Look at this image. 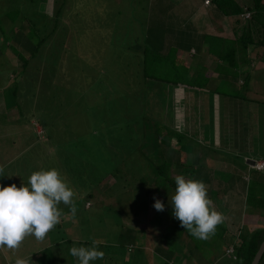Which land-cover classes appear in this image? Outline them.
Wrapping results in <instances>:
<instances>
[{
  "label": "rangeland",
  "instance_id": "1",
  "mask_svg": "<svg viewBox=\"0 0 264 264\" xmlns=\"http://www.w3.org/2000/svg\"><path fill=\"white\" fill-rule=\"evenodd\" d=\"M87 1L88 0H84L83 3H79L82 6V9L80 10L78 16L81 17L72 18V24L81 25L82 22L85 24L84 19L85 21L95 19L96 22H103L104 18H106L104 15H102L101 9L104 8L105 5H108V3H110L112 0H105L104 2L103 0H89L88 4ZM68 2L73 4V1L71 0ZM11 4L15 6L22 4V6L29 7V10L35 9L37 10L35 15H38L42 6L48 9V11L50 10L51 1L43 3L42 0H12ZM7 7H10L9 2L4 1L2 3L0 0V9L2 10ZM129 11L130 10H127V12H121V15L119 16L122 17V13L123 16H125L130 13ZM207 13L211 15V20L218 21L212 16L211 9H208ZM227 17H231L233 19L232 15ZM82 18L84 19L82 20ZM231 18L229 21L232 20ZM244 19V17H240L239 25L245 23ZM126 22H128V20H126ZM0 24L3 28H5L6 24L7 26L11 25V23L6 19H0ZM14 24L17 26V28H20V30L22 29L19 22L15 21ZM121 27V29L116 28L119 32L118 38L114 39L112 36L106 38L107 41H104L108 46L106 49L97 50L95 54L85 52L89 54L87 59H74V62L64 65V70L67 74H69V76H67L65 79V83L68 87H61V83L59 81L57 91L61 94L60 96L52 94V90L49 88L44 92V96L48 95L49 98H54L55 95L56 99H54V101L57 103L61 101L64 105L57 109L53 108L51 110L50 106L45 104L48 102V99L44 98V100H41V102L45 104V107L43 109L44 113L40 114V117L48 119L52 132L48 131L46 134H41L40 126L37 125L34 120H31L34 125L32 131L37 134L38 140H33L30 136H27L24 140V137L20 131L16 132L17 129L12 130L13 128H10L9 126L7 127V125L3 124L2 122V118H8L6 111L8 109L7 105L10 104V100L14 99L13 92L10 89H5L4 86L12 83L15 75L18 77L21 68L18 67L20 63H17V61L16 65L11 62L5 50L0 51V89L2 87L4 88H2L0 91V166H4L3 173L0 174L3 175L0 176V186H9L11 184H16L18 188L23 184L28 186L29 176L33 172L55 168L59 170L63 177L66 178L69 187H71L74 192L76 189V192L81 195L80 197L75 196L74 198L78 209L75 217L72 216L68 206L60 204L59 208L63 213L60 218L61 226H56L46 235L43 240H37L35 236H28L18 249H7L6 247L0 248V264H15L17 258L27 259L29 257H31L30 264H34V258L39 254H36V252L41 251L43 248H47L45 253L51 256L48 261L53 259V254L55 259H57L50 264H69V260L73 261L74 259L78 262L76 258H70L66 254L67 250L65 249L68 244L65 242L66 240L63 241L62 238L71 240L69 241V243H71L70 248L81 246L90 247L92 246L93 241H95L97 249L103 251L105 256L103 259H98L92 262L93 264H232L233 261H231L232 258L229 254V244L232 239L230 238V235L228 237L222 238L219 234L218 226L215 235L212 236L211 239L201 240L195 238L190 234L189 231L182 228L180 222L174 218L173 214H170V216H164L167 221L160 219L159 214H169V208L171 209L172 206L170 201H166V203H164V211H157L153 207L155 203L154 197L163 202V200L169 196L168 192L170 190L167 191L166 188H169L170 186L160 185L155 188V183L152 177H149V180L145 186V188L151 190V192L148 193V198L146 199L145 195L139 193V199L137 202L144 203V199L146 202L143 205H138L139 213L135 214V216H133L132 206L130 205L131 200L136 197L137 193L135 194V192H129L128 194L120 196V198L123 197L126 202V204L123 206L120 200L117 201V198H114L115 201L106 200L109 198L108 196L112 194L110 189L111 186L104 188L102 185L99 187L93 185L90 187L92 198L83 203L85 198L82 194L86 190V186H89V183L86 179H84L83 173L76 175L77 171H74L73 175L69 172V169L67 170L65 159L70 156L71 152L63 149L60 146L66 145L67 140L79 135L83 137V139L90 145L89 153L92 157L91 161H95L98 158V161L101 162V160L104 159L108 161V167L110 168L111 165L114 166L116 163H119L125 155H128V162L131 163L130 166L133 170L139 169L138 167H135L138 165L137 163L140 164L139 166H144L145 164L146 169L149 170L148 166L142 159L138 148H142L139 145L141 140L144 139V135L140 132L141 127V129H145L146 135L150 138H153V132L157 129L160 131L159 134L162 133V126L159 124H156V129H153V126L156 123H154V120L163 123L169 128L172 127L173 129H168L170 133L177 132L182 135H187L185 142L188 144H191L190 139H193V145L196 149L193 153L201 157L199 165L204 169L202 172L200 169L191 170L190 174L193 178H199L201 181H203V178L207 179V182H210V185L213 186L210 187V189L215 188L213 194H211V196L214 198V200L212 199L214 202V207L217 211L225 216L226 221L224 220V223H226L225 225L230 231L237 232V229L241 227L242 222L254 225L256 222H258V220H260L259 223H264V207H253V200L249 201L247 199V202L244 201L242 203L244 207L243 211H239L238 207H236L238 201L236 199L240 196V193L243 190V187H241L243 183L246 185L244 188L245 192L247 188L246 193L249 195L247 197L254 196L258 189H261V191L264 192V171H257L254 169H249L248 167L246 168L244 164V155L240 152H220L205 148L207 147L206 143H213L214 132H216L217 141H225V134L228 131L229 125L234 126L237 123L236 121H239L241 126L244 128H246V123L249 124V134H245L244 130L234 131L232 133L230 132L229 138H231L233 141L239 140L237 145L241 148H250L254 153L255 160H264V124L262 121H260L262 114H258L260 118L259 120L257 117L254 122H250L249 120V118H252L253 114H255L254 110L258 111L263 109L261 106V101L264 100V47L262 48L263 55H256L254 64H251L250 62L248 65L249 69H247V64L245 63L243 64L244 66L242 65V67H240L241 70L234 68V71L232 69L231 72L226 71L229 73V75H237V77L241 79H243V74L244 76L248 75L245 79V82L249 88L251 87L254 89V93H251V96L252 98L253 95L257 96L258 98L255 99L257 102L250 101V99L248 101L243 98H238L236 96L238 93L240 95H242L241 93H244L240 90V86L237 88L232 87L231 91L226 88L224 90L225 98L231 102L229 96L232 92H234L233 98H235L236 103L234 105L229 104L226 108V113L223 109H220L218 112L212 111L211 115H216L215 119L208 118V116L204 119V115H199L200 118L195 117L196 120L194 121V128L201 125L202 137L198 134V136L194 137L196 134L192 135L190 133L191 128L193 127L192 118L193 115L197 113V110L200 114H203V106L201 108L200 103L196 99H193L194 95L187 99V104L183 102V99L181 100V97H176L177 92H183V90H181L179 87L180 85L185 86L186 89L184 90L186 91L191 85L195 84V82L201 84V82L198 80L199 78H197V75L200 74L199 72L196 71L195 73H192L186 69L184 73L181 74V69L184 66L183 61L186 62V57L184 55L185 52L180 54H176L175 52L178 53L182 50V48L178 45L183 46L186 45V43L183 40L182 42L174 43H172L173 40L169 41V43H172L173 45H170L171 49L173 51L175 50L172 55H174L177 60V69H179L180 74L176 76L167 74L168 79L164 81L166 83L174 82L175 86L170 84H165L166 86L163 87L155 86L152 88V90H148L144 94L143 91L141 93V90L139 89L140 87L134 91L131 90V87H129L130 82L137 81L136 78L131 79V76L129 75L131 72L134 74L135 71L129 70L128 72L123 73L122 70L124 68H130L132 66V62L135 59L133 55H135L134 53L136 51L132 46L129 47V45L138 44L139 46H142L144 42L151 46L154 44V42L151 41L152 34H156V32L150 33L147 30L145 32L146 27L141 28L139 25L130 22L128 27L125 24H121ZM175 27L179 28V23H177ZM98 28L101 29V26ZM165 28L171 30L168 33H171V35L173 34V29H171L170 26ZM125 31H128V34H125ZM209 31L206 29V32ZM201 33L202 32L197 31L195 34L201 35ZM21 34L25 35L26 32L22 31ZM72 35L74 36V33ZM51 40L54 41L56 38ZM97 41L101 45L104 43L102 42L103 40L97 39ZM224 42L225 40H222L220 43L219 41L216 42L215 44H217L220 50H218V52H213L210 48L209 53L212 52V54L215 56H219L221 50L224 49ZM146 44L145 46H149ZM167 47L168 45L166 48ZM84 51H90L88 42L86 41ZM206 53L207 49H205L204 52L199 56H194L193 67L191 70L194 68H199V66H197L198 60L200 59L199 57H206ZM116 55H118L117 59ZM96 56L98 59L100 56L105 58L106 64L104 67V72L105 74H110V78L105 75L101 76V74H95V71L90 69V61H88V59L95 61L98 63V66H100L98 60H94ZM209 56L210 58L212 57L211 54ZM12 59L13 61L15 60V58ZM123 60L130 62V64L127 66L126 62ZM116 64L122 65L118 67ZM165 65L166 63L163 59L154 66H159V68L162 70V73L165 74L169 71L168 69H165ZM77 66H84L83 68L85 73H79L77 68H75ZM135 66H132L133 69ZM225 66L229 67L230 65L226 64ZM137 75L140 77L139 71L137 72ZM217 76L218 75L216 74V77ZM87 78L88 82L86 81ZM98 78H102L105 84L109 80V86H112L113 88L111 87V89H109L107 85L106 89L111 91L106 90L107 92H102V88L100 87L101 84L97 83ZM213 81L214 83L210 80H206V83H203L204 88L206 87L203 89V91L208 90L211 93L217 91L216 87L220 86L219 84L222 82V79L217 78L213 79ZM208 84L214 88L213 92L211 91L210 87H208ZM221 89L222 88L219 87L218 91ZM246 94L249 97L248 92ZM125 95L129 96V99L126 98V102H130L132 104L133 108L135 109V113L130 116H122L119 114V116H115L116 118H112V121H100V117H104L102 103L107 102L111 97V101L116 104L120 102L122 98L125 97ZM210 97L212 99L213 94H210ZM16 98L19 99L18 93L16 94ZM199 98L200 97L198 96V99ZM32 100L34 101V104H36L35 99L33 98L29 100L28 105L31 104ZM205 100H208L207 95L205 96ZM257 105L258 109L255 107ZM197 107L200 108V110ZM37 115L38 114L33 117L37 118ZM142 116L144 117L142 118ZM97 117L98 119L96 120ZM92 119L93 122L99 124L100 126V129L95 130L94 133L97 134L100 132L104 146H101L99 141L97 142L96 139H93L87 135V128ZM127 120H129V127L126 129L124 126L127 125ZM68 123H71L70 126ZM74 123L77 124L74 126ZM183 124H185V128L187 130L185 128L184 130L180 129L183 128ZM65 125L68 127H64ZM214 125L217 127L216 130H214ZM221 125L228 126L224 130ZM194 128L192 129L193 132L195 131ZM189 129L190 131H188ZM63 130L66 134H68L65 139H63L64 135H60ZM74 133L76 135L71 136V134ZM163 133H165L164 130ZM209 134L212 135V137H209ZM221 135L224 137V139L221 137ZM43 137L48 138V142L53 144L45 146L43 143H39V140H43ZM199 137L204 138L206 142L201 139L200 142H197L196 139ZM123 138L124 141L115 140ZM166 138L170 140V144L174 143L173 137H169L166 134L164 140H166ZM11 139L12 141H10ZM56 139L61 140L59 141V144L57 141L54 142ZM164 140H161L160 142L156 140L159 144L155 140H152L149 142L148 147H143V149H140V151L146 152L148 154L152 150L155 151L159 148V150L163 153L162 155L164 160H166L168 166H170V172L172 173L170 175L172 176L175 168H173V162L169 160V154L172 155L170 159L174 161L175 157L177 156V151ZM27 142H30V145L28 147H24V144ZM119 143H124L125 146L120 145ZM183 144L184 143L181 142L179 145L182 151V153L179 154L181 156L186 154L189 158L191 154L184 152L185 150L182 146ZM194 147L190 146L191 149ZM210 150L214 152H210ZM79 151L81 153L87 152L84 148L79 149ZM206 156L210 157L206 158ZM78 158L84 159L80 157ZM153 160H157L156 156L153 158ZM222 160H230L232 162L231 164V162L228 161V163H230L229 167L231 168V172L228 171V167H225L226 164L221 162ZM211 166H213V168ZM216 166H220V168H216ZM235 168L238 171L236 173L234 172ZM243 169L246 170V174L241 173ZM113 179V176L110 177V175H106V177H104L105 182H107L109 185ZM214 180H217L216 184L213 183ZM205 185L208 186V184ZM76 186L78 187L76 188ZM229 189L231 192H227ZM245 197L246 196H244V199ZM231 205H235L237 210L228 208ZM228 209L231 211V213L227 212ZM157 212H159V214ZM259 214L262 215V219H260ZM153 216H155L154 222L152 220ZM169 217L174 219L171 220ZM243 217L245 218L243 219ZM67 219L69 220L67 221ZM150 219L152 222H149ZM229 219L230 221L227 222ZM130 226L137 228L133 230V233L136 234V237L133 241V247L130 248V250H126L122 246V241L125 237V231ZM56 240H61V242L57 246H53L54 241ZM153 248L156 250H153ZM121 250H123V253ZM114 258L118 259L117 263H115Z\"/></svg>",
  "mask_w": 264,
  "mask_h": 264
},
{
  "label": "trees",
  "instance_id": "2",
  "mask_svg": "<svg viewBox=\"0 0 264 264\" xmlns=\"http://www.w3.org/2000/svg\"><path fill=\"white\" fill-rule=\"evenodd\" d=\"M2 3L4 1H8L10 4V7L0 9V19H6L11 23V25L5 26L3 28L0 24V51L5 50L7 52V55L11 62L16 65L17 63H20L18 67H20V73L18 74V77L15 75L12 83H9V85H5L4 88L10 89L14 94V99L10 100V104L7 105L8 109L7 115L8 118H2L3 124L9 126L10 128H13L12 130H16V132H21L22 136L24 137V140L27 136L32 137L33 140H38L37 134H35L33 130V123L31 120H34L37 125L41 128V134L47 133L48 131L52 132L50 122H48V119H44L43 117H40V114H43L45 104H48L51 108V110L57 109L59 107H62L64 105L60 100L59 103L55 102L54 99L55 95L60 96L61 94L58 93L57 87L58 83L60 81L61 87L66 88L68 87L65 83V79L69 74L66 73L64 70V65L67 63L74 62V59L84 60L89 57V54L85 52L90 53H96L97 50H103L108 47L104 41H107L106 38L109 36L112 38H118V29H121V24H125L127 27L130 23H135L139 25L141 28H145L150 33L156 32V34H152L151 41L154 42L151 46L149 44H146L143 42L142 46H139L138 44H131L129 47H133L135 49V55L134 61L132 62V66L130 68H124L122 70L123 73L128 72L129 70H134V74L131 72L129 75L130 78H136L137 81L130 82L129 87H131V90H136L138 87L141 90V93L145 94L146 91L152 90L153 87H163L166 86L165 84L174 85V82H165L164 80H167V74H170L171 76H176L180 74L179 69H177L178 64L176 63V58L172 53L175 52L171 49V44L169 43V39L166 40L163 36H165V29L162 28L159 24L162 25L161 21L163 20V15L160 16V13L163 5L159 0H112L108 5H105L104 8H102L101 12L102 15H104L106 18H104L103 22H96L95 19L87 20L85 21V24L82 22L81 25H74L72 24V18H79L81 16H78L80 13V10L82 9V6L79 3H83L84 0H71L73 1V4L69 3L70 0H42L43 3L50 2L51 6L50 10L44 8V6L41 7V11L38 15H35L36 11L35 9H31L27 6H22V4H19V6H15L12 3V0H1ZM15 1V0H14ZM20 1V0H18ZM89 1V0H88ZM87 1V4H88ZM102 1V0H100ZM105 0H103L104 2ZM203 1V0H202ZM208 2L213 5L214 9L217 10L220 14L224 16H233V29H237L234 31V38L232 42L230 43V40H226L224 43L227 45V48L221 50V53L219 56V62L216 64V68H221L224 65H230L232 67V70L235 69L241 70L240 67H242L243 64H247V69H249L248 65L252 61L249 57H254L256 55H263L262 54V48L264 47V0H247L245 2L244 7H242L241 4L237 3L236 0H208ZM127 10H130L129 14L122 17L121 12H127ZM248 11V17L245 18V23L239 25L240 23V16L238 15L242 13L243 11ZM159 13V14H157ZM21 14V16H20ZM128 20V22H126ZM17 21L21 24V30L20 28H17V26L14 24V22ZM157 21V22H156ZM121 23V24H120ZM101 26V29L98 27ZM118 28V29H116ZM22 31L26 32L25 35H22ZM74 33V36L72 35ZM125 34H128V31H125ZM149 35V34H148ZM147 35V36H148ZM87 36V37H85ZM205 36V35H204ZM56 38V40H51L53 38ZM85 37V38H84ZM210 38L211 40L208 43V48L214 52L220 50V48L215 44L219 41L222 42V40L218 38H212L211 36H205ZM204 37V38H205ZM84 38V39H83ZM96 38V39H95ZM98 40H103V45L98 43ZM50 41V42H48ZM85 41L88 42V46L90 51H84ZM149 45V46H145ZM168 47L166 48V46ZM110 47V46H109ZM43 48V51H42ZM165 48V49H163ZM209 52V50H208ZM211 52V51H210ZM212 53V52H211ZM138 54V55H136ZM118 55H116L117 59ZM12 58H15V62ZM115 59V60H116ZM165 60L166 65L164 66L165 69H168L169 71L165 74L162 73V70L159 68V66L155 67L157 63L161 60ZM94 60H98L100 63V66H98V63L95 61H90V69L92 71H95V74H101L108 76L110 78V74H105L104 67H105V58L103 56L98 57L96 56ZM238 60V61H237ZM126 62V65L128 66L130 62H127L126 60H123ZM173 61V62H172ZM116 62V61H114ZM115 65V64H113ZM118 67L122 64H116ZM186 66V65H185ZM244 66V65H243ZM84 67V66H83ZM82 66H77V70L79 73L84 74V68ZM183 68H185L183 66ZM181 69V74L184 73L185 69ZM244 68V67H243ZM136 69V70H135ZM140 69V70H139ZM177 69V70H176ZM218 69L216 71H218ZM140 72V77H138L137 72ZM215 71V72H216ZM121 73V72H120ZM120 75V74H119ZM192 76V75H190ZM236 78L237 75H235ZM248 75L243 74V79L239 78L240 82H242V86L240 89H244L246 86V78ZM198 80L201 82V84H198V82H195V84L191 85L190 87H197L199 85L204 88V76L202 73L197 75ZM103 79L98 78L97 83L101 84L100 87L102 88V92L111 91L106 89V86L108 85L109 89L111 87L109 86V80L105 84ZM111 80V79H110ZM88 82V78L86 79ZM203 84V85H202ZM196 85V86H195ZM238 86L234 85L233 87ZM3 88V87H2ZM1 88V89H2ZM3 88V89H4ZM52 90V94L54 95V98H49L48 95L44 96V92L47 91V89ZM113 88V87H112ZM0 89V91H1ZM107 90V91H106ZM3 91V90H2ZM2 93V92H1ZM4 93V91H3ZM19 94V99L16 98V94ZM8 96V95H7ZM35 99L36 104H34V101H31V104H29V100ZM48 99V102L43 104L41 100ZM126 98L129 99L128 95H125L124 98L118 103H113L111 101V97L108 99L107 102L102 103V111L103 116L100 117V121H112V118H116L115 116H119L121 114L122 116H130L135 113V109L133 108L132 104L130 102H126ZM1 99V98H0ZM134 99V98H133ZM135 101V100H134ZM1 105V104H0ZM120 109V110H119ZM210 108H205L204 112L208 111ZM263 109H264V101H263ZM37 115V118H34L33 116ZM212 112L210 111V115ZM173 116V115H172ZM144 116H142L143 118ZM43 118V119H42ZM98 117L96 118V120ZM126 129L129 127V120H127ZM156 122V123H155ZM154 128L156 129V124H159L162 126L161 132L159 134V130H155L153 132V138H150L146 135L145 129L140 128V132L144 135V139L140 142V147L138 148L139 153L148 166L149 170L146 169V166H139L140 164L135 167H138L139 169H132L130 166L131 163L128 162V155H125L124 158L119 162L116 163L114 166L111 165V167H108V161L101 160V162L98 161V158L95 161H91L92 157L89 153V143H87L83 137L76 136L71 138L70 140H67V144L60 146L63 149L70 151V156H68L65 159V165L67 166V170L69 169V172L74 175V171H77L76 175H80L83 173L84 179H86L89 183V186H86V190L83 192V197L85 198V202L88 201V199L92 198V192L90 190V187L95 185L99 187L102 185L104 188L111 186L112 194L108 196L106 200H114V198H117V201H121L122 205L124 206L126 204L125 199L123 197L120 198V196L124 194H128L129 192H135L136 197L131 200V206L133 211V216L135 214L139 213V206L143 205L146 200L144 199V203H138L139 199V193H142L145 195V198L147 199L148 193L151 192V190H148V188H145L149 177H152L155 185L154 187L157 188L160 185H168L170 188H166L167 190H170L172 193L169 196H167L163 200V204L166 203V201H170L172 195L175 192L176 184H175V177L178 175H182L188 179H192V175L190 174L191 170L195 169V166L198 165L196 161H200L201 157L197 154H194L193 152L196 150L193 145V139L191 140V144H188L185 142V138H187V135H182L180 133L174 132L170 133L168 129H173L172 127L169 128L168 126H165L163 123L154 120ZM69 126L71 123H68ZM73 124V123H72ZM77 123H74V126ZM211 125V124H210ZM68 127V126H64ZM214 127V126H213ZM133 128V127H132ZM88 136H90L93 139H96V141L100 143L101 146H104L103 139L100 135V132L97 134L94 133L95 130H99L100 126L99 124H96L92 121L88 125ZM163 130L165 133H163ZM64 135L65 139L68 134L63 132L60 133V135ZM164 134V135H163ZM168 135L169 137L174 138V143L170 144L169 139H165V135ZM72 135H76L71 134ZM48 137V136H47ZM212 137V136H210ZM223 139L224 137L221 136ZM62 139V140H63ZM15 140V139H14ZM13 140V141H14ZM118 141H124L123 139H115ZM152 140H157L160 142L161 140H164L166 143L171 145L174 149L177 151V156L175 157L174 161L170 159L172 155L169 154V160L173 162V168H175V171L173 175L170 172V166H168V163L163 158L162 151L156 149L155 151L152 150L150 153L141 152L140 149H143V147H148V144ZM12 141V139L10 140ZM58 142L61 140L56 139L54 142ZM156 141V142H157ZM157 142V143H158ZM184 143L182 146L184 147L185 153H190V160L187 157V155L183 154L181 156L179 153H182L181 148L179 147L180 143ZM217 142V139L213 140V143H210V145H207V149H212L215 151H227L218 149L212 145H214ZM220 144H224L225 141H218ZM39 143H43V145H52L53 143L48 142V138H44L43 140H39ZM196 143V141H195ZM120 145L125 146L124 143H119ZM159 144V143H158ZM30 142H27L24 144L25 146H29ZM190 146H193L194 148H190ZM212 146V147H211ZM86 149L87 152L81 153L79 149ZM210 150V152H214ZM128 153V152H127ZM216 153V152H215ZM217 154V153H216ZM84 158V159H79ZM156 156L157 160H153V158ZM210 156H206V158H209ZM185 161H189L186 163ZM183 162V164H181ZM183 165V166H181ZM181 166V168H177ZM199 166V165H198ZM208 167V166H207ZM0 168H4L3 165L0 166ZM220 168V167H219ZM203 171L204 168L200 167ZM209 169V168H208ZM207 170V169H206ZM149 171V172H148ZM149 174V175H148ZM75 175V176H76ZM106 175L113 176V181L109 185L107 182H105L104 177ZM170 175V176H169ZM83 179V180H84ZM82 180V179H81ZM193 180V179H192ZM78 186H76L77 188ZM210 191V189H208ZM76 197H80L76 192ZM209 194V193H208ZM213 193H210L211 195ZM208 195V196H209ZM170 197V198H169ZM120 198V199H119ZM248 200H253L254 205L253 207H264V192L261 191V189L257 190L256 195L248 197ZM115 201V200H114ZM133 201V204H132ZM129 205V204H127ZM141 211V210H140ZM173 208H169L168 213L160 215L159 212H157L160 216V219L163 221H167V219L164 218L165 215L170 216L172 214ZM132 215V214H130ZM260 219H262V215H260ZM155 216L152 217L153 222ZM65 219V218H64ZM159 219V218H158ZM169 219L173 220L174 218L169 217ZM69 219H67L68 221ZM161 220V221H162ZM157 221V220H156ZM255 226H251L247 224V227L243 229V226L239 227L237 229V232H232L227 228L225 225L226 223H222L218 225V231L222 238L228 237L230 235V238L232 241L229 244L230 248V255H231V261L232 264H249L259 243L264 238V223H259ZM149 222H152L151 219ZM73 224V222H72ZM58 227L61 226L59 223L57 225ZM127 227V226H125ZM137 228H134V226H130L125 231V237L122 241V246L126 250H130V246L133 245V241L136 237L135 233H132V230H135ZM231 233V234H229ZM127 239V240H125ZM63 241L67 242L68 246L65 250L66 254L72 258L70 255V245L69 241L70 239H64ZM61 242L56 240L54 241L53 246H57ZM47 248H43L41 251L36 252L39 253L34 258V264H50L53 261H56L55 256L53 254V259L48 261L51 257L49 254H46ZM123 253V250H121ZM34 255V254H33ZM115 259V258H114ZM118 262V259H115V263ZM93 264L92 262H90ZM55 264V263H54ZM69 264H78L75 259L73 261L69 260ZM257 264H264V250L262 251Z\"/></svg>",
  "mask_w": 264,
  "mask_h": 264
},
{
  "label": "clouds",
  "instance_id": "3",
  "mask_svg": "<svg viewBox=\"0 0 264 264\" xmlns=\"http://www.w3.org/2000/svg\"><path fill=\"white\" fill-rule=\"evenodd\" d=\"M256 161L264 163L262 159L247 157L248 168L264 171V168H256ZM2 173L3 168H0ZM174 179L176 188L170 199L174 218L195 238L211 239L217 226L226 218L214 207L207 186L203 181L186 180L182 175ZM75 196L66 178L55 168L33 172L29 176L28 186H0V248L18 249L28 236L43 240L60 223L63 214L60 204L68 206L72 216H76ZM154 200L153 207L157 211H164L163 202L155 197ZM69 252L78 260V264H90L105 256L103 251L97 249L95 241L90 247H72ZM30 262L31 257L17 258L15 264Z\"/></svg>",
  "mask_w": 264,
  "mask_h": 264
},
{
  "label": "crops",
  "instance_id": "4",
  "mask_svg": "<svg viewBox=\"0 0 264 264\" xmlns=\"http://www.w3.org/2000/svg\"><path fill=\"white\" fill-rule=\"evenodd\" d=\"M159 1L163 5V8H162L161 12H159L160 16L163 15V18H162L163 20L161 21L162 25L159 24L162 28L165 29V34H164L165 36H163V37L166 40H168V39L169 40H173L172 43H174V42H182V40L186 43V45H183V46L182 45H178L179 47L182 48V50L180 52H178V53L175 52L176 54H180V53H183V52L186 53V54L184 53V55L186 57V62L183 61L184 66L186 65L185 68L189 72H192V73H195L196 71L199 72V73H202V75L204 76V81L205 80H210V81H212L214 83L213 79H217V78H221L222 79V82L221 83L219 82L220 83L219 87L222 88V89L219 90V91H218L219 87H216L217 91L213 92L214 88L211 87V85L208 84V87H210V89H211V91L213 93H211L208 90L207 91H203V89H205L206 87L202 88V86L199 87V85L197 87H189V89H187L185 91L184 90V89H186L185 86L179 84L180 85L179 87L181 88V90H183V92H181V93L177 92L176 93V97L177 98L181 97V100L183 99V102H185L187 104V99H189L190 97H192V95H194L193 99H196L200 103L201 108L203 106V111L201 110L203 114H200L198 112V110H197V113L195 115H193V118H192L193 127L191 128V131H190V129L188 130V131H190V133L192 135L196 134L194 137H196L198 135H201V137H202L201 125L194 128V121L196 120L195 117L200 118L201 115H204V119L207 116H208V118H214L215 119L216 115H210V111L211 112L212 111H214V112L217 111L218 112V111H220V109H223L224 112H225L226 108H227V106L229 104L234 105L236 103L235 98H233L234 92H232L230 94V96H229V99H231V102H230V100L225 98L224 90L226 88H228L231 91V89H232V87L234 85H238V86H235V88H237L239 86L240 87L242 86L241 85L242 82H240L239 78H236V76H234V75H229V73L226 72V71L231 72L232 67H230V66L227 67V66L224 65L223 67H221L219 69L216 68V64L217 63H221V62H219V58L217 56H215L214 54L208 52V50H209L208 43H210L209 41L211 39L208 38V37H205V36H211L212 38H218L220 40H225V41L231 39V41H230V43H231L233 38H234V35H233L234 31L237 30V29H233L234 23L232 22V20L229 21V19L231 17L224 16V15L220 14L219 12H217V10L214 9V7L211 4V2L208 3V4H203L202 0H159ZM236 1H237V3L241 4L242 7H244L245 2L247 0H236ZM208 9L212 10V16L214 17L215 20H218V21L211 20V15L209 13H207ZM245 12H247V14H249L248 11L244 10L242 13L239 14V15H241L240 17L247 18L248 15L247 16L243 15ZM159 13H157V14H159ZM239 15H238V17H239ZM177 23H179V25H180L179 28L175 27V25ZM167 26H170L171 29H173V34L172 35H171V33H168L171 30H168V28L167 29L165 28ZM206 29L208 31L209 30L212 31L213 33L210 32V31L206 32ZM202 30H204V31H202ZM197 31L202 32L201 35H196L195 33ZM172 43H171V45H172ZM224 48L226 50V48H227L226 44H225ZM205 49H207L206 57H199L200 59L198 60V65H197V66H199V68H194L193 70H191L192 67H193V58H194V56H199L200 54H202L204 52ZM210 54L212 56L211 58L209 56ZM249 58H251V60H252L251 64H254L256 56H254V57L251 56ZM217 69H218V71H216ZM216 74L218 75L217 77H216ZM204 83H206V81ZM240 90L242 92H244V93H241L242 95H240L238 93V95H236L238 98H241V99L243 98V99H246L248 101L250 99V101L257 102L255 99L258 98V97L253 95V98H252V96H251V93H254V89L253 88H251V87L249 88V86L246 84L245 88L244 89L241 88ZM247 92L249 94V97L246 94ZM210 94H213L212 99L210 97ZM206 95L208 96V100H205V96ZM198 96L200 97L199 99H198ZM263 101L264 100L261 101V106L262 107H263ZM221 104H222V107H221ZM255 107L258 109V105L255 106ZM205 108L206 109L210 108V109H208V111L204 112ZM198 109L200 110V108H198ZM254 113L255 114H253V117L249 118L250 122H254V120H256V117L259 120L260 118H259L258 114H262V116H261L262 118L260 119V121H262L263 124H264V109L258 110V111L254 110ZM185 120H186V117H185ZM239 120H243V119H239ZM236 122L237 123L234 126H230L229 125L228 131L225 134V143L222 145V144H220L217 141L212 146H214V147H216L218 149H222V150L224 149V150H227V151L240 152L241 154L244 155V158H245L244 164H245V167L247 168L248 165L246 163V158L247 157H251V156L254 158V153L251 151L250 148H241V147H239L237 145L239 140L238 141H235V140L233 141L231 138H229L230 137L229 134H230V132L232 133L234 131H241V130H244L245 134L246 133L249 134V131H250L249 124L246 123V128H244V127L241 126V123L239 121H236ZM185 123H186V121H185ZM221 126L225 130L228 125H221ZM184 128H185V124H183V128H180V129L184 130ZM193 128L195 129L194 132L192 131ZM196 128H197V130H196ZM216 129H217V127L214 125V130H216ZM210 136H212V135L209 134V137ZM213 136H214V139L216 140V132L213 133ZM201 137L197 138L196 141L200 142V139L204 140V138H201ZM204 142H206V140H204ZM206 144L210 145V143H206ZM228 161H230V160H228ZM228 161L227 160H222L221 162H224L226 164L225 167H228V169H229L228 171L231 172V168L229 167L230 163H228ZM185 162H188V161H185ZM196 162L199 163V161H196ZM181 164H183V162ZM231 164H232V162H231ZM198 165L195 166V169H199L200 168V165L199 166ZM181 166H183V165H181ZM181 166H179V168H181ZM211 167L213 168V166H211ZM219 167L220 166H216V168H219ZM200 171L202 172L201 169H200ZM234 172L235 173L238 172L236 168L234 169ZM241 173L242 174H246V170L243 169ZM192 179L193 180H200L199 178H193V177H192ZM216 181L217 180H214L213 183L216 184ZM203 182L205 184H208L207 189H210V187H213L212 185H210V182H207V179L203 178ZM241 187H243V190L240 193V196L236 199V200H238L237 204H236V207H238L239 211H243L244 207H243L242 203L244 201L247 202V199H248L247 196H249L248 193H246L247 192V188H246V192L244 191V188L246 187V185L243 183ZM214 189H210V191H208V193L209 194L213 193ZM227 192H231V190L229 189V190H227ZM169 193L171 195L172 192L169 191L168 195H169ZM254 195H256V194H254ZM244 196H246L245 199H244ZM209 198H211V200L212 199L214 200L213 196H211V195H209ZM236 207H235V205H231L228 208H232V209H236L237 210ZM227 212L231 213V211L229 209L227 210ZM244 218L245 217H243V219ZM241 219H242V217H241ZM229 221H230V219L227 222H229ZM247 224L248 223L242 222L241 226H243V229H245L247 227ZM256 224L257 223H255L254 225H251V224H248V225L255 226ZM132 233H133V230H132ZM128 246H130L131 248L133 247V245H128ZM153 250H156V249L153 248ZM147 257H148V254H147Z\"/></svg>",
  "mask_w": 264,
  "mask_h": 264
},
{
  "label": "water",
  "instance_id": "5",
  "mask_svg": "<svg viewBox=\"0 0 264 264\" xmlns=\"http://www.w3.org/2000/svg\"><path fill=\"white\" fill-rule=\"evenodd\" d=\"M264 250V238L261 240V242L259 243L251 261L249 264H257L258 259L262 253V251Z\"/></svg>",
  "mask_w": 264,
  "mask_h": 264
},
{
  "label": "built area",
  "instance_id": "6",
  "mask_svg": "<svg viewBox=\"0 0 264 264\" xmlns=\"http://www.w3.org/2000/svg\"><path fill=\"white\" fill-rule=\"evenodd\" d=\"M208 3V0H203V4H207ZM248 14H247V12L244 14V16H247ZM255 166H256V168H259V169H261V168H264V163L262 162V161H256L255 162Z\"/></svg>",
  "mask_w": 264,
  "mask_h": 264
}]
</instances>
